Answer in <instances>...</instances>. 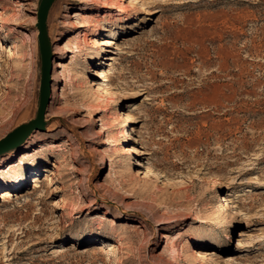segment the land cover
<instances>
[{
	"label": "rangeland",
	"instance_id": "374dc122",
	"mask_svg": "<svg viewBox=\"0 0 264 264\" xmlns=\"http://www.w3.org/2000/svg\"><path fill=\"white\" fill-rule=\"evenodd\" d=\"M40 2L0 0V139L38 111ZM45 25L59 95L0 154V264H264V0H55Z\"/></svg>",
	"mask_w": 264,
	"mask_h": 264
},
{
	"label": "bare ground",
	"instance_id": "6f19581e",
	"mask_svg": "<svg viewBox=\"0 0 264 264\" xmlns=\"http://www.w3.org/2000/svg\"><path fill=\"white\" fill-rule=\"evenodd\" d=\"M86 1H91V0H86ZM127 5L120 1V2H117L116 4H114L112 6V9L114 10V12H119V11H125L127 9ZM79 15V14H77ZM76 15V16H77ZM7 17H8V14H6L5 12H0V19L4 20V21H7ZM37 17H39V12L37 14ZM38 24V22H37ZM38 28V27H37ZM39 30V29H38ZM0 48L4 49V50H7L8 51V47L6 46V44L1 41L0 42ZM52 53H57L56 51H51V46H50V42H49V55L51 57V54ZM13 53L12 51H8L7 52V58H12L13 57ZM33 52L32 50L29 52V59L32 60L33 59ZM59 57H54L53 60L51 59L50 63H49V56L45 53H44V58H43V68H42V81H41V90H40V95L42 93V97H41V100H42V103H43V106H44V109H45V113H46V110H47V107L49 105V107L51 108V106L53 105V103L56 101L59 93H58V89H57V86L55 85V82L58 81V78H59V74L57 72V69L60 67V64H59ZM112 61L113 59L110 58ZM107 65H112V63L108 64ZM109 72H110V69H106L104 68L102 70V76H101V80H102V83H96L94 84L95 86L99 87L98 89H96V92L98 91H101L103 92L104 88H107L109 86V84L111 83L112 79H111V76L109 75ZM95 75H99V70H96L94 72ZM123 77V76H122ZM48 80H49V83H48ZM53 81V82H51ZM99 89H102V90H99ZM54 113V112H53ZM49 114V113H48ZM125 115V114H123ZM36 130V129H35ZM34 129H31L29 130L25 135L23 136H18L17 137V145L16 146H22L24 142H27L28 140H31L29 142V144L27 145H24L22 147L24 148H27L29 149L28 147L30 146H33V142L35 141V139L37 138V134L38 132L35 131ZM6 136H4L2 139H0V149L2 148H5L7 145H9V141L10 143L13 141L10 140V137L6 138ZM130 138H133V136L131 134L128 135V138L127 139H130ZM21 139V140H20ZM126 139V140H127ZM15 146V147H16ZM14 148V147H13ZM126 152L125 154L126 155H133L137 149L133 148L132 146H129V147H126ZM1 154V153H0ZM30 155H24L22 159H28ZM26 161H20V165H23ZM6 163L5 161H3L2 159L0 160V167L3 166V164ZM135 163V162H134ZM19 164H8V170L7 171H15L17 166H19ZM137 164V162H136ZM143 174V173H142ZM41 187L39 184L36 185V188H39ZM252 190H247V193L251 192ZM11 196H13V193L11 191H5L2 195H1V198L5 201V200H8L11 198ZM93 205V204H92ZM227 209H233V215L234 216H241L243 215L242 213V210L239 209L238 206H231V200L227 199ZM93 210L92 207L88 208L87 212L89 213V216L91 215V211ZM115 225V223H111L110 224V228H113ZM221 228V225H218V226H215V227H208L207 228V231L205 233L206 236H210L212 234H214L216 232V230H219ZM92 250L90 248H85L84 252H91ZM205 256H202V258H204Z\"/></svg>",
	"mask_w": 264,
	"mask_h": 264
},
{
	"label": "water",
	"instance_id": "95a60500",
	"mask_svg": "<svg viewBox=\"0 0 264 264\" xmlns=\"http://www.w3.org/2000/svg\"><path fill=\"white\" fill-rule=\"evenodd\" d=\"M55 0H41L38 8L39 12V17H38V24L37 27L39 29V50H40V55H41V63H42V68H43V58H44V53L45 55L47 54L49 56V63L52 59L49 55V40L47 37L46 33V18L48 11L53 4ZM49 83V80H48ZM42 93L40 95L39 99V107L37 114L34 119L28 121L27 123H24L18 127L15 128L11 133L7 135L6 138L10 137V140L13 141V143L9 141V145H7L5 148L0 149V153L6 152L13 147L17 145V137L18 136H23L25 135L29 130L31 129H41L44 125V117H45V109L41 100ZM21 140V139H20Z\"/></svg>",
	"mask_w": 264,
	"mask_h": 264
}]
</instances>
